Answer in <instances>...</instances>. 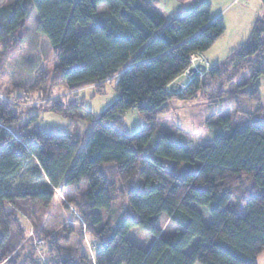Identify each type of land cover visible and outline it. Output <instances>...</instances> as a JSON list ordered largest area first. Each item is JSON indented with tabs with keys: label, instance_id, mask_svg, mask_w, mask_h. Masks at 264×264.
<instances>
[{
	"label": "trees",
	"instance_id": "trees-1",
	"mask_svg": "<svg viewBox=\"0 0 264 264\" xmlns=\"http://www.w3.org/2000/svg\"><path fill=\"white\" fill-rule=\"evenodd\" d=\"M28 2L57 57L54 80L74 92L116 78L119 98L98 118L88 112L93 128L79 154L67 135L44 129L16 135L18 116L0 98V264H257L264 252V17L239 51L204 75L190 74L183 92L172 93L192 57L226 30L221 18L212 19L208 1L167 20L149 0H13L0 9V45L22 36ZM199 97L219 106L207 120L211 145L190 152L179 132L151 143L171 99ZM130 110L143 122L132 136L123 120ZM30 164L47 188L9 192ZM117 192L128 216L112 225L103 215L115 213ZM58 194L69 220L86 224L94 237L93 260L85 250L75 259L62 256L58 238L37 230L25 213L51 207ZM163 216L173 227L169 233L158 226ZM136 227L155 236L148 250L128 238Z\"/></svg>",
	"mask_w": 264,
	"mask_h": 264
},
{
	"label": "rangeland",
	"instance_id": "rangeland-1",
	"mask_svg": "<svg viewBox=\"0 0 264 264\" xmlns=\"http://www.w3.org/2000/svg\"><path fill=\"white\" fill-rule=\"evenodd\" d=\"M149 1L154 3L168 20L186 15L199 0ZM206 1L211 4L212 19H215V16L221 18L226 30L214 45L202 54L204 57H194L191 68L197 69L200 75H204L211 67L221 64L239 51L247 42L256 19L264 17V4L261 0ZM12 4L13 0H3L0 9L10 7ZM27 7L29 14L22 29V36L19 37V34L14 37L9 36L0 45V98L9 103L18 116V123L12 128L16 135H29L41 129L53 134L67 135L80 145L79 154L93 128V124L87 119L88 112L98 118L119 98L116 78L106 81L102 86H91L74 92L68 90L61 81L54 80V70L58 64L56 54L46 37L38 32L39 18L36 11L31 8L30 2L27 3ZM75 31L83 33L86 29L77 27ZM201 65L205 66V72L200 71ZM185 80L182 78L175 85H171V92H183L188 82ZM177 84L181 86L180 91L177 89ZM261 95L264 100V77L261 83ZM219 100L221 99L215 104H222ZM209 104L214 102L209 103V100L201 97L192 102L179 98L171 99L167 103V112L158 119V127L151 143H156L165 132H179L191 142L190 152L211 145L212 134L207 127V120L218 113L219 106H209ZM58 106L60 109L57 111ZM123 120L129 136L136 133L143 124L135 110L125 113ZM35 169V165L30 164L22 170L9 183L8 191L23 193L47 188V185L35 175ZM83 191V187L71 191V196L78 198ZM62 195L65 197L63 192ZM61 197L60 194L56 195L54 204L47 209L36 206L33 209L27 208L25 213L28 211L30 218L34 216L35 222L31 223L37 230H45L58 238L60 242L58 253L62 256L75 259L85 250L93 260L97 249L94 237L88 233L86 224L72 223L69 220L70 213L62 206ZM124 203L122 194L117 192L113 200L115 213L104 214L105 222L115 225L127 217V210L122 208H126ZM235 203L240 213L244 215L245 207L238 202ZM27 222V226L24 227L29 229L30 234L32 227L30 222ZM206 224H209L208 217ZM158 226L163 233L173 230L167 216L159 220ZM128 238L143 250H148L155 241V236L137 227L130 230ZM13 243L11 247L15 248L17 242L13 241ZM40 260H44V257H40ZM257 264H264V252L259 255Z\"/></svg>",
	"mask_w": 264,
	"mask_h": 264
},
{
	"label": "crops",
	"instance_id": "crops-1",
	"mask_svg": "<svg viewBox=\"0 0 264 264\" xmlns=\"http://www.w3.org/2000/svg\"><path fill=\"white\" fill-rule=\"evenodd\" d=\"M215 17H216L215 19H217V16H215ZM198 56L199 57H201V56L204 57L202 54L201 55H196V57H198ZM193 57H195V56H193ZM182 78H185L186 79L185 81H188L187 82V84H188L191 81L192 76L190 74H188V72H186L184 75H182L181 77H179L176 81H174L173 84H172V86L175 85L176 83H178ZM187 79H189V80H187ZM180 88H181V86H179V84H177V89L179 90Z\"/></svg>",
	"mask_w": 264,
	"mask_h": 264
},
{
	"label": "water",
	"instance_id": "water-1",
	"mask_svg": "<svg viewBox=\"0 0 264 264\" xmlns=\"http://www.w3.org/2000/svg\"><path fill=\"white\" fill-rule=\"evenodd\" d=\"M200 68H201V70H200L201 72H205V66L201 65ZM188 73H189V74H196V73H197V69H195V68H191V69L188 71Z\"/></svg>",
	"mask_w": 264,
	"mask_h": 264
},
{
	"label": "built area",
	"instance_id": "built-area-1",
	"mask_svg": "<svg viewBox=\"0 0 264 264\" xmlns=\"http://www.w3.org/2000/svg\"><path fill=\"white\" fill-rule=\"evenodd\" d=\"M193 59V60H192ZM191 59V62L194 64V57ZM35 243H37L38 246H40L42 243L39 240H36Z\"/></svg>",
	"mask_w": 264,
	"mask_h": 264
}]
</instances>
